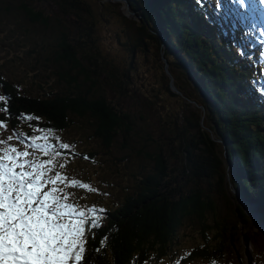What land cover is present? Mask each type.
Returning a JSON list of instances; mask_svg holds the SVG:
<instances>
[{
    "label": "trees",
    "instance_id": "trees-1",
    "mask_svg": "<svg viewBox=\"0 0 264 264\" xmlns=\"http://www.w3.org/2000/svg\"><path fill=\"white\" fill-rule=\"evenodd\" d=\"M127 1L133 17L103 0H0V21H16L15 28L0 25V122L29 138L88 134L89 148L74 153V171L81 177L82 163L91 160L97 176L111 179L116 200L102 211L104 225H87L84 264H158L194 234L200 242L176 264L227 260L229 245L212 225L214 196L227 198V163L250 199L264 190L255 178L264 175V81L248 63L256 62L253 53L233 37V18L242 25L253 16L252 2L229 0L247 12L242 16L221 0ZM59 14L73 15L74 30L46 39ZM164 31L170 40L163 45ZM49 55L60 85L26 93L24 82L36 83L35 67L46 66ZM79 142L70 141V150ZM113 149L124 154L119 161L128 159L121 176L113 171ZM57 150L54 143L48 151ZM249 150L256 161L247 173ZM236 210L250 226L241 206ZM227 225L239 229L240 222Z\"/></svg>",
    "mask_w": 264,
    "mask_h": 264
},
{
    "label": "rangeland",
    "instance_id": "rangeland-1",
    "mask_svg": "<svg viewBox=\"0 0 264 264\" xmlns=\"http://www.w3.org/2000/svg\"><path fill=\"white\" fill-rule=\"evenodd\" d=\"M156 1L158 2V0ZM108 2H112L113 4H118L120 8L123 7L120 5L121 4L120 2H116L114 0H108ZM259 3L262 6H264V2H262V0H259ZM129 9H130L129 11L131 12V8ZM56 11L57 10L53 7L52 14L58 16V13ZM56 23H57L56 27H53V29H49L46 32V39H49L51 34L58 33L60 30L63 29L74 30L75 19L71 14H67L65 17L62 18L60 17L59 14V18L56 21ZM0 25L1 28H5V29H7V27L15 28L16 21L13 19H4L0 21ZM262 37L264 38V32L262 33ZM48 60L49 63L46 66H44L43 62H41L40 66L35 67V74L39 72L38 75H35L34 78V81L36 82L35 84H32L31 81L29 80H26L24 82L23 88H28L26 93L37 95L41 87L53 88L60 85L58 81V77L56 75L58 68L52 62L53 57L49 55ZM1 61L2 60L0 59V62ZM31 63L34 62L31 61ZM25 69L28 70V67H25ZM87 135L88 134L86 132L83 133L76 129H71L68 131H64L61 134L63 140L60 139V141H56V142L62 148H64L63 145L65 144L68 145L70 141L81 140V142L78 143L79 147L73 148L74 152L80 153L81 151L84 152L87 148H89L88 145L89 142L88 139H86ZM51 137L52 135L41 133L40 134L41 139L39 140L48 141L50 140ZM0 141H3V144H0V154H2L3 149L15 147L18 151H26L30 153V155L27 158H23L22 162L24 160H33L34 162L43 165L45 180L51 179L55 181V183H45V185L48 186L49 189L52 188L58 189V192L56 193L58 197L67 196V200H61L60 202L71 204L74 206L73 208L65 209L64 211L74 212L76 214L73 217V220L75 222H78L81 216L87 222V218H86L87 213H92V216L94 218H98L99 225L105 222L103 216L99 213L102 212V210L106 209L107 207L110 208L111 203L116 200L114 195L115 189L107 185V181L111 180L108 178L107 175L105 177H99L100 175L97 176L95 174V167L93 164H90L89 161H86V163H82L80 167L81 177L74 171V169L76 168L77 160L74 159V157L71 154L64 153L55 156L51 159L50 166H47L44 164L43 158L39 156L38 159L35 160L34 158L35 153H32L30 149L17 144L15 142V138L13 134L11 133L10 127L2 123H0ZM94 147H96V144H94ZM71 148L72 147L69 146L64 149L70 150ZM249 152H247L248 154V159H247L248 165L246 169L247 173L251 171V169L254 166V162L256 161V158L253 157V153L250 150ZM112 155L115 161L118 163V168L113 167V171L116 172L117 176H121L122 173L124 172L123 169L128 166V159L123 158L121 161H119L118 159L122 158L124 154L118 153L116 149H113ZM135 164L138 165V161H135ZM143 166H147V164L143 163ZM226 166L228 167V165ZM228 172L231 171L227 170V173ZM102 173L103 171L101 170L100 174ZM247 173H244L243 175L244 178H247ZM87 176H92V179H88ZM227 182H228V187L225 192L227 198L225 199L223 196H214L216 202V219L214 222H212V225L219 227V233L222 234L223 237L225 238L224 243L229 245L227 250L228 251L227 254L229 255V257L227 258V260L230 261L231 264H264V238L261 231L258 229L259 226L254 225L250 221L252 226L249 227L247 223L246 224L243 223L241 219L238 217V212L235 211L236 207L239 205L243 208L240 198H238V196L236 195V193L239 194L240 192L239 191L240 186L238 183L234 181L233 183L231 182L230 175H228ZM254 186L255 188H257L256 187L257 185ZM240 194L242 195L241 192ZM241 195L239 197H241ZM236 220H238V223L240 222L239 229L235 228L234 226H230L229 228V225L227 224L232 223ZM227 226L228 229H226ZM244 234H248L251 237V241L247 242L246 244V249L251 257L250 259L251 261H249V257L246 254V250L244 246L245 243V239L243 236ZM194 236L195 238H191V237L184 238L187 242H189V244L182 245V249L179 251L178 254L179 256H181L183 253L187 252L188 250L190 252L191 247L197 244L200 237L197 234H194ZM231 238L233 239L237 247V252L239 255L238 260H237L234 244H231L230 242ZM177 259L178 257H174L172 260L165 259L161 264H174L177 261ZM71 262L72 261L70 260L69 264ZM194 264H202V262L196 261ZM218 264H226V260H223L221 261V263Z\"/></svg>",
    "mask_w": 264,
    "mask_h": 264
},
{
    "label": "snow or ice",
    "instance_id": "snow-or-ice-1",
    "mask_svg": "<svg viewBox=\"0 0 264 264\" xmlns=\"http://www.w3.org/2000/svg\"><path fill=\"white\" fill-rule=\"evenodd\" d=\"M29 155L15 147L0 154V264H84L85 219L75 222L76 214L64 211L74 206L60 202L67 196L58 189L43 190L55 181L45 180L43 165L22 162ZM88 223L100 226L98 218Z\"/></svg>",
    "mask_w": 264,
    "mask_h": 264
},
{
    "label": "water",
    "instance_id": "water-1",
    "mask_svg": "<svg viewBox=\"0 0 264 264\" xmlns=\"http://www.w3.org/2000/svg\"><path fill=\"white\" fill-rule=\"evenodd\" d=\"M104 1H108V0H104ZM114 1H116V2H120V3H125V5L121 8L123 11H125V14L127 15V16H131L132 15V12H130L129 10V8H130V6H129V4H128V2L126 1V0H114ZM165 69H166V72H167V74H169V71H168V68H167V65H165ZM170 84H171V89L173 90V91H175V92H177V89L175 88V86H174V84H173V79H172V77H170ZM201 110H203V108H201ZM225 157L227 158V154L225 153Z\"/></svg>",
    "mask_w": 264,
    "mask_h": 264
},
{
    "label": "bare ground",
    "instance_id": "bare-ground-1",
    "mask_svg": "<svg viewBox=\"0 0 264 264\" xmlns=\"http://www.w3.org/2000/svg\"><path fill=\"white\" fill-rule=\"evenodd\" d=\"M260 188H261V186H260ZM239 190H240L241 193H243L242 190L240 189V187H239ZM263 191H264V190L261 189V191H258L257 194H258V195H261V194L263 193ZM236 195L238 196V198H240V200H241L242 202L246 200V199H245V196L242 198V197H239V196H240L239 194L236 193ZM256 220H258V219H256ZM258 224H259V225H258V226H259L258 229L263 233V225H262V222L259 221Z\"/></svg>",
    "mask_w": 264,
    "mask_h": 264
}]
</instances>
